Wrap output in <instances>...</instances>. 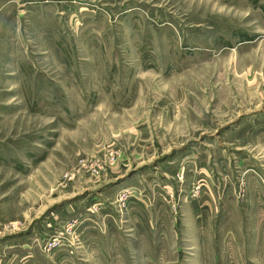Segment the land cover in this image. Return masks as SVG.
Wrapping results in <instances>:
<instances>
[{
	"label": "rangeland",
	"instance_id": "rangeland-1",
	"mask_svg": "<svg viewBox=\"0 0 264 264\" xmlns=\"http://www.w3.org/2000/svg\"><path fill=\"white\" fill-rule=\"evenodd\" d=\"M0 264H264V0H0Z\"/></svg>",
	"mask_w": 264,
	"mask_h": 264
}]
</instances>
